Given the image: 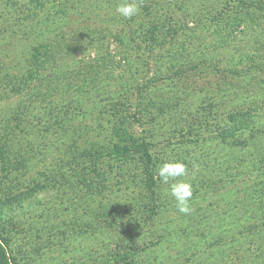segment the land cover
<instances>
[{"label": "rangeland", "instance_id": "obj_1", "mask_svg": "<svg viewBox=\"0 0 264 264\" xmlns=\"http://www.w3.org/2000/svg\"><path fill=\"white\" fill-rule=\"evenodd\" d=\"M74 1L0 0V228L17 263L116 264L121 246L137 264H264V4L143 0L126 19L121 0ZM141 138L154 199L126 157ZM176 160L188 214L156 172Z\"/></svg>", "mask_w": 264, "mask_h": 264}, {"label": "trees", "instance_id": "obj_2", "mask_svg": "<svg viewBox=\"0 0 264 264\" xmlns=\"http://www.w3.org/2000/svg\"><path fill=\"white\" fill-rule=\"evenodd\" d=\"M87 1L89 2L91 1L93 3L88 4ZM98 1L99 0H75L71 6L67 5V8L65 10L67 11L79 10L78 8H81L83 6H88L87 9L93 8V5H99L101 3ZM236 2L240 8H244V9H248L249 7H254V9H256L264 4L262 1H255V0H253V2H249L248 0H237ZM45 21L49 23L47 26L48 30L45 31L47 33L52 32L54 29L60 26V23L57 21V19H55L53 15L48 18H45ZM62 22L64 23V19H62ZM134 119H136V121H139L137 120V116H134ZM247 123H248L247 121H244L242 124L244 127H239V129L248 127L250 122L248 124ZM237 133H238V129L232 128L225 132L223 131L222 137L224 139H227L229 137H234ZM129 143L130 146H127L125 148L128 151L126 153V157H131L132 159L134 158L139 159L143 167L144 176L147 182L146 187H148L150 195L153 196L154 186H155V172H154V158L151 151V146L144 138H141L139 140L132 139L130 140ZM154 198L155 195L152 197V199ZM150 209L153 213L154 207L152 205ZM9 247H10L9 240L7 237H5L3 230H1L0 228V264H18L17 258L13 256V252ZM120 247L118 248V250H116V252L118 253V255H116V257L118 258L116 264H137V262L133 260L132 254L131 253L128 254L127 252H121Z\"/></svg>", "mask_w": 264, "mask_h": 264}, {"label": "clouds", "instance_id": "obj_3", "mask_svg": "<svg viewBox=\"0 0 264 264\" xmlns=\"http://www.w3.org/2000/svg\"><path fill=\"white\" fill-rule=\"evenodd\" d=\"M143 0H121L116 6V12L122 17L130 19L140 14ZM160 181L168 185V194L174 199L178 212H191L190 201L193 196V186L190 181L182 179L188 172V167L182 161H168L162 163L156 170ZM43 194H40V198Z\"/></svg>", "mask_w": 264, "mask_h": 264}]
</instances>
